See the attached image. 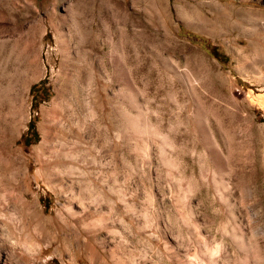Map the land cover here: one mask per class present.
I'll return each mask as SVG.
<instances>
[{"label": "rangeland", "instance_id": "374dc122", "mask_svg": "<svg viewBox=\"0 0 264 264\" xmlns=\"http://www.w3.org/2000/svg\"><path fill=\"white\" fill-rule=\"evenodd\" d=\"M263 94L264 0H0V264H264Z\"/></svg>", "mask_w": 264, "mask_h": 264}, {"label": "bare ground", "instance_id": "6f19581e", "mask_svg": "<svg viewBox=\"0 0 264 264\" xmlns=\"http://www.w3.org/2000/svg\"><path fill=\"white\" fill-rule=\"evenodd\" d=\"M258 99L260 100V102H261V104H263V106H264V94L263 95H260V96H258ZM207 223V222H206ZM209 224V223H208ZM248 226V225H247ZM204 227V226H203ZM236 227H238V228H240V229H242L243 230V232H242V234L239 236L240 238L242 237V238H248V235L244 232L245 231V229H246V227H245V225H243L242 223H236ZM197 231V230H196ZM254 232H255V234L254 235H256L257 234V232L254 230ZM205 238H206V240H207V242H206V245H208V244H210L211 243V234L210 233H205V234H202ZM218 245V247H223V246H220L219 244H217ZM223 245V244H222ZM210 248V247H209ZM217 248V247H216ZM211 249V248H210ZM214 249V248H213ZM216 250H218V249H216ZM216 250L214 251L215 252V254L214 253H210V254H208V253H206V254H204V256L208 259L207 261H211V263H214V264H224V261H223V259H224V256L225 255H221V254H217V252H216ZM212 252V251H211ZM201 253V252H200ZM205 258H203V260H204Z\"/></svg>", "mask_w": 264, "mask_h": 264}, {"label": "trees", "instance_id": "16d2710c", "mask_svg": "<svg viewBox=\"0 0 264 264\" xmlns=\"http://www.w3.org/2000/svg\"><path fill=\"white\" fill-rule=\"evenodd\" d=\"M34 90H35V85H32V87L30 88V92L32 93ZM35 105H36V103H35ZM29 129L30 130H33V124H32V122L29 123Z\"/></svg>", "mask_w": 264, "mask_h": 264}]
</instances>
